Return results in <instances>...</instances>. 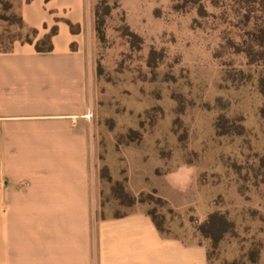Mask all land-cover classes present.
<instances>
[{"label": "rangeland", "instance_id": "obj_1", "mask_svg": "<svg viewBox=\"0 0 264 264\" xmlns=\"http://www.w3.org/2000/svg\"><path fill=\"white\" fill-rule=\"evenodd\" d=\"M95 8L88 53L102 215L141 205L164 233L205 242L214 264H264V0ZM34 38L15 0H0V50ZM185 166L197 170L184 190L190 205L160 202L154 188L134 194L142 201L119 198L129 170L171 195L164 174Z\"/></svg>", "mask_w": 264, "mask_h": 264}, {"label": "crops", "instance_id": "obj_2", "mask_svg": "<svg viewBox=\"0 0 264 264\" xmlns=\"http://www.w3.org/2000/svg\"><path fill=\"white\" fill-rule=\"evenodd\" d=\"M15 2L36 40L58 31L52 51L20 41L0 50V264H214L205 242L164 233L141 205L102 215L88 117L96 102L88 53L95 0ZM196 172L164 174L168 195L138 185L129 170L128 188L136 195L154 188L173 205H190L182 201Z\"/></svg>", "mask_w": 264, "mask_h": 264}, {"label": "trees", "instance_id": "obj_3", "mask_svg": "<svg viewBox=\"0 0 264 264\" xmlns=\"http://www.w3.org/2000/svg\"><path fill=\"white\" fill-rule=\"evenodd\" d=\"M95 14L97 15V9H96V8H95ZM20 20H21L22 24H23L25 27L29 28V29L31 30V32H33V33L35 34V38H34V39H28V40H26V41H21V42H30V43H34V42H35V46H36V49H37L38 51H42V52H44V51H52V50H53L54 45H53L52 37H53V35L56 34L57 31H58V28H57L56 26H54V27L52 28V30H51L50 33H48V34L44 35L42 38H39V39L36 40V38H37V36H38V30H37L36 28L28 27V26L25 24V22H24V20H23V18H22L21 15H20ZM103 23H104V21L101 20V21H99L98 24H97V31L102 35V36H101L102 38H103V36H104V31H103V28H102V27H103ZM71 25H72V29L75 30L74 25H73V24H71ZM261 30L264 32V28H262ZM13 45H14V44H13ZM13 45H12V47H13ZM12 47H10L9 49H5V50H10ZM125 181H126V179H125ZM118 188H120L119 190H120V192H121V194L119 195V198H127V199L130 200L132 203L137 202V201H142V200H143V195H144L143 193H142V195L139 196V197L136 196V195H134L132 192L129 191V189L127 188V185H126V184H124V185H123V184H119ZM155 193H157V190H154V194H155ZM154 194L151 193L150 195H151V196H155ZM157 200L160 201V202H163V201L167 202V200H165L163 197H161V196H159V195H158ZM148 213L152 216V218H153L154 222L156 223L157 227H158L160 230H162V227H161V225L159 224V222L157 221V219H156V217L154 216V214H153L152 212H148ZM117 216H118V215H117Z\"/></svg>", "mask_w": 264, "mask_h": 264}, {"label": "built area", "instance_id": "obj_4", "mask_svg": "<svg viewBox=\"0 0 264 264\" xmlns=\"http://www.w3.org/2000/svg\"><path fill=\"white\" fill-rule=\"evenodd\" d=\"M92 116V114L90 113V114H88V117H91Z\"/></svg>", "mask_w": 264, "mask_h": 264}]
</instances>
